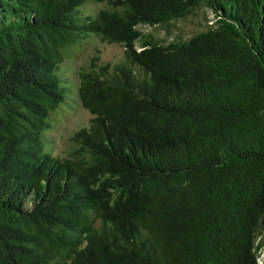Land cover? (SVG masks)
<instances>
[{
    "label": "trees",
    "instance_id": "trees-1",
    "mask_svg": "<svg viewBox=\"0 0 264 264\" xmlns=\"http://www.w3.org/2000/svg\"><path fill=\"white\" fill-rule=\"evenodd\" d=\"M91 39L122 58L67 74ZM263 235L264 0H0V264H261Z\"/></svg>",
    "mask_w": 264,
    "mask_h": 264
},
{
    "label": "rangeland",
    "instance_id": "rangeland-1",
    "mask_svg": "<svg viewBox=\"0 0 264 264\" xmlns=\"http://www.w3.org/2000/svg\"><path fill=\"white\" fill-rule=\"evenodd\" d=\"M215 14L206 7H201L193 16L183 21L172 22V27L167 33L161 27H150L139 25L138 29L143 33H150L159 39L167 42L173 41L178 36L188 38L194 33L204 29L206 25H212L216 22ZM124 54V49L117 44L103 43L99 39H91L82 47H76L73 50V57L66 62L67 74L73 75L81 68L88 65L94 57H99L100 64H114L118 62ZM73 104V103H72ZM92 115L85 110L81 104H76L70 109H63L58 115L59 121L50 132V137L55 153L64 155L65 151L71 147L70 137L80 126L87 125ZM264 237V235H263ZM260 263L264 264V248L260 252Z\"/></svg>",
    "mask_w": 264,
    "mask_h": 264
}]
</instances>
